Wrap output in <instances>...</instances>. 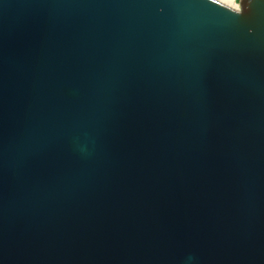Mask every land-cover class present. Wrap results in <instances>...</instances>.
<instances>
[{
    "label": "water",
    "instance_id": "obj_1",
    "mask_svg": "<svg viewBox=\"0 0 264 264\" xmlns=\"http://www.w3.org/2000/svg\"><path fill=\"white\" fill-rule=\"evenodd\" d=\"M0 264H264V0H0Z\"/></svg>",
    "mask_w": 264,
    "mask_h": 264
},
{
    "label": "built area",
    "instance_id": "obj_2",
    "mask_svg": "<svg viewBox=\"0 0 264 264\" xmlns=\"http://www.w3.org/2000/svg\"><path fill=\"white\" fill-rule=\"evenodd\" d=\"M241 1V0H240Z\"/></svg>",
    "mask_w": 264,
    "mask_h": 264
}]
</instances>
